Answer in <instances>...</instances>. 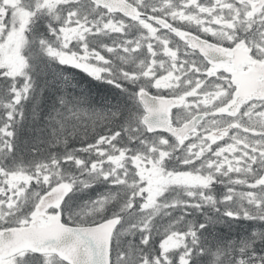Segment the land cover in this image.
Masks as SVG:
<instances>
[{"label":"snow or ice","instance_id":"snow-or-ice-1","mask_svg":"<svg viewBox=\"0 0 264 264\" xmlns=\"http://www.w3.org/2000/svg\"><path fill=\"white\" fill-rule=\"evenodd\" d=\"M49 68L107 90L21 149ZM219 216L264 232V0H0V264H243Z\"/></svg>","mask_w":264,"mask_h":264},{"label":"trees","instance_id":"trees-1","mask_svg":"<svg viewBox=\"0 0 264 264\" xmlns=\"http://www.w3.org/2000/svg\"><path fill=\"white\" fill-rule=\"evenodd\" d=\"M60 71H64L66 74H73V82L77 85H83L85 89L91 90L93 95L97 93H104L107 90V86H98L95 82L88 83L82 78V75L78 70L74 69H43L38 75V86L43 87L42 99L36 106V115H32L31 105H28V111L26 113V120L22 128L17 130L18 143L21 149H24L27 142V147H31L32 144L41 136L46 134L47 129L45 125L47 123V117L51 112V108L55 104V98L61 94L64 90L65 82L62 77L58 75ZM69 94H79L77 88H73L70 85L66 88ZM99 98V97H97ZM39 129H45V133H40ZM213 215L211 209H203L195 213V217L198 222L204 220V215ZM218 215V214H217ZM251 219L235 220L227 217L219 216L216 223L208 226L204 236L209 240L217 243L221 246V252L227 251L229 253L235 251L241 257V259H247L246 263L250 264L257 261L258 264H264V232L257 228H250L252 224ZM241 250V251H240Z\"/></svg>","mask_w":264,"mask_h":264},{"label":"rangeland","instance_id":"rangeland-1","mask_svg":"<svg viewBox=\"0 0 264 264\" xmlns=\"http://www.w3.org/2000/svg\"><path fill=\"white\" fill-rule=\"evenodd\" d=\"M242 261H243V264H248V263H246L247 259H245V260L242 259ZM250 264H258V263H257V261H254L253 263H250Z\"/></svg>","mask_w":264,"mask_h":264},{"label":"bare ground","instance_id":"bare-ground-1","mask_svg":"<svg viewBox=\"0 0 264 264\" xmlns=\"http://www.w3.org/2000/svg\"><path fill=\"white\" fill-rule=\"evenodd\" d=\"M241 251V250H240Z\"/></svg>","mask_w":264,"mask_h":264}]
</instances>
